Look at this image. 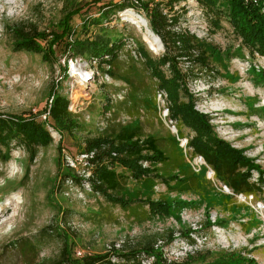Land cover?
I'll use <instances>...</instances> for the list:
<instances>
[{
	"label": "rangeland",
	"instance_id": "1",
	"mask_svg": "<svg viewBox=\"0 0 264 264\" xmlns=\"http://www.w3.org/2000/svg\"><path fill=\"white\" fill-rule=\"evenodd\" d=\"M102 2H0V113H34L42 119L40 113L49 103L53 84L64 93L75 92L71 112L78 124L71 132L62 133V138L55 132L52 143L39 147L33 161H29L21 147L11 148L6 160L0 159V264H50L64 242L75 257L79 250L84 254L105 252V246L117 240H123L122 247L127 248L154 238L159 252L171 261L192 255L195 264H207L224 252L237 251L257 264H264V183L261 190L252 194L235 193L215 178L203 159L199 161L181 144L176 127L174 132L159 111L155 82L139 56L135 58L123 48L114 69L119 78L105 79V72L97 67L94 79L77 86L76 76L68 66L66 75L60 72L59 67L67 65L62 61L60 45H54L56 61L52 65L39 54L12 50L11 27L23 23L27 29L44 32L51 40L50 33L60 31V22L68 10L72 11L68 23L74 32L70 39L82 38L83 19L97 17ZM180 5L186 12L177 28L197 35L213 69L202 71L188 83L197 97V109L210 116L218 136L241 149L264 170V57L251 56L241 48L225 19L221 20L220 29L211 32L206 14L195 0H184ZM130 11L148 24L144 10ZM121 12L104 24L106 35L112 39L129 36L135 48L144 44L151 56L160 55L163 45L153 53L144 34L126 21L125 12ZM97 28L88 26L89 31ZM39 43L44 45L45 41L41 39ZM82 59L88 69L95 70L96 64ZM136 125L144 135L157 136L167 155H183L195 173V185L185 180L183 184L172 182L166 186L134 181L120 168L117 170L126 177L123 186L127 195L172 201L168 216L150 215L147 207L140 205L123 210L90 191L83 185L85 182L80 185L68 177L63 179L64 173L86 175L81 158L86 138ZM182 131V139H186L189 131ZM65 155L71 157L74 166L66 164ZM256 179L254 172L251 182Z\"/></svg>",
	"mask_w": 264,
	"mask_h": 264
},
{
	"label": "trees",
	"instance_id": "2",
	"mask_svg": "<svg viewBox=\"0 0 264 264\" xmlns=\"http://www.w3.org/2000/svg\"><path fill=\"white\" fill-rule=\"evenodd\" d=\"M101 1L104 2L99 5L98 16L83 19L81 26L85 34L82 38L74 36L70 39L74 32H71L68 23L72 11L68 10L60 22V31L50 33L51 40L44 32L35 28L27 29L23 23L11 28L8 26L14 38L12 50L39 54L44 62L52 65L56 61L54 45H60L61 54L67 53L71 57H82L89 61L95 59L103 72L119 78L114 69L123 49V37L112 39L107 36L104 24L109 23L111 16L119 11L128 8L144 10L149 28L161 40L164 51L158 56H151L144 44L136 47V51L155 82L154 93L156 90L166 93L168 118L174 122L177 137H185L182 130L187 129L189 135L186 136V146L191 154L202 157L215 178L233 192L248 195L261 190L264 170L253 159L245 156L241 149L218 136L210 116L196 108L197 97L191 92L188 83L197 79L202 71L212 72L213 69L202 41L188 30L177 29L181 16L186 12L184 6L180 5L184 0H93L94 3ZM196 1L206 14L211 32L220 29L221 20L225 19L240 40L241 48H245L251 56L258 54L264 57V12L258 7L244 4L241 0ZM88 26L98 28L89 31ZM41 39L45 41L44 45L39 43ZM104 55L108 59H104ZM105 64L110 66L108 70L104 68ZM59 68L66 75L67 65ZM58 88V85L52 84L48 95L51 102L42 109V113L48 112L47 120L37 119L34 113H0V159L6 160L11 148L21 147L29 161H33L37 149L53 141L47 123L61 138L62 133H69L77 127L75 114L68 110L67 95ZM171 140L177 145L174 138ZM61 150L58 145V152ZM81 153H92L84 165L85 171L89 172L88 177L64 173L63 179L68 177L80 185L87 182L90 191L126 211L140 205L147 207L150 215L165 217L171 214L174 203L127 195L123 186L126 177L117 171L119 168L134 181H148L151 184L160 182L168 186L172 182L183 184L187 180L191 185L196 184L195 173L183 155H167L160 139L154 135H144L138 125L130 128L122 126L112 132L86 138ZM254 172L257 173V181L251 182ZM206 220L207 226H210L209 219ZM187 240L191 241L190 238ZM156 241L154 238L138 247L129 245L127 248L122 247V250L88 253L81 257H73L69 245L64 242L58 256L50 264H142L143 260L148 259H151V264H195L192 255H187L182 261H168L157 249ZM112 257L116 261H111ZM207 264L257 263L240 252L229 251Z\"/></svg>",
	"mask_w": 264,
	"mask_h": 264
},
{
	"label": "built area",
	"instance_id": "3",
	"mask_svg": "<svg viewBox=\"0 0 264 264\" xmlns=\"http://www.w3.org/2000/svg\"><path fill=\"white\" fill-rule=\"evenodd\" d=\"M193 1V0H192ZM196 1V0H195ZM244 4H248V5H253V6H256L258 7L262 12H264V0H241ZM197 2V1H196ZM128 9H131V8H128ZM127 10V9H125ZM123 12V11H122ZM107 24V23H106ZM178 29V28H177ZM190 32V31H189ZM192 33V32H190ZM194 34V33H193ZM196 35V34H195ZM197 36V35H196ZM123 48H126V50H129L132 52L133 54V57H137L139 56L138 52L136 51V48L133 46L134 45V42H133V39L131 37H124L123 38ZM64 58L62 59L63 63L65 64L67 62V66H68V69L71 71L73 69V67H79L81 69H84L85 72H88V75H86L85 77L81 78L83 82H87L89 81L90 79H94V77L96 75H98V70H97V60L93 59L91 60L90 62H93L94 64H96V67H95V70H92V69H88L86 66V62L83 61V59L81 57H71L67 54H64L63 55ZM104 59H108V56L107 55H104ZM92 63V64H93ZM104 68L106 70H108L110 68V66L108 64H105L104 65ZM72 72V71H71ZM104 78L105 79H108L109 78V74L108 73H105L104 74ZM75 77V76H74ZM192 92V91H191ZM193 93V92H192ZM67 95V98L69 100V105H68V110L71 111V109L73 108L74 104H75V92L72 94V93H65ZM195 95V93H193ZM197 94V93H196ZM155 95H156V100H157V105H158V108H159V111L161 112V115L163 118H167L169 120V122L172 124L171 125V129L175 132V125H174V122L172 120H170L168 118V107H167V99H166V93L162 90H156L155 91ZM196 96V95H195ZM119 98H122L121 95H118ZM51 102V99H49V103ZM197 108V107H196ZM41 120H47V116H48V112H44V113H41ZM47 129L49 130L50 134L52 135V137L55 135V131L53 130L52 127H50V125L47 123ZM57 134V132H56ZM179 139V138H178ZM181 141V144L183 146L186 145L187 143V139H179ZM65 162L66 164L70 165V166H74V162L72 161L71 157H69L68 155H65ZM92 157V153H81V158L84 160V165L87 163V160L88 158ZM199 158V161H201L202 157L198 156ZM86 175H82L84 176L85 178L88 177L89 175V172H86ZM213 173V172H212ZM85 186H87L89 188V185L87 182H85V184H83ZM123 243L124 241L123 240H117V241H114V242H111V243H108L106 246H105V252H112L113 250H121L122 246H123ZM84 253L82 251H77L76 252V257H81L83 256ZM168 261H171L169 259H167ZM111 261H116L115 257H112L111 258ZM142 264H151V259H148V260H143Z\"/></svg>",
	"mask_w": 264,
	"mask_h": 264
},
{
	"label": "bare ground",
	"instance_id": "4",
	"mask_svg": "<svg viewBox=\"0 0 264 264\" xmlns=\"http://www.w3.org/2000/svg\"><path fill=\"white\" fill-rule=\"evenodd\" d=\"M3 0H0V2ZM131 9L124 10L122 13H124L123 18L126 21H129L130 23H132L133 25H135L136 28H138L139 31H141L144 34V40L153 47H150V50L154 53H157V51L161 50V46L158 42V40L150 33V31H148V24L144 19H140L139 15L135 14L133 11H130ZM142 18V17H141ZM161 47V48H160ZM72 75L76 76V83L77 86H83L85 84V82L82 81L81 78L85 77L86 75H88V72H85L84 69H81L79 67H73V69L71 70ZM1 208V207H0ZM3 211V210H2ZM1 212V211H0Z\"/></svg>",
	"mask_w": 264,
	"mask_h": 264
},
{
	"label": "water",
	"instance_id": "5",
	"mask_svg": "<svg viewBox=\"0 0 264 264\" xmlns=\"http://www.w3.org/2000/svg\"><path fill=\"white\" fill-rule=\"evenodd\" d=\"M148 31H150V33L158 40L160 46H162L161 40L159 39V37L157 35H155L151 29H148Z\"/></svg>",
	"mask_w": 264,
	"mask_h": 264
}]
</instances>
